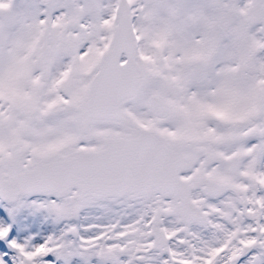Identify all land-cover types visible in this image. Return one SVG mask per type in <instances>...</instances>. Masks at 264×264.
Returning <instances> with one entry per match:
<instances>
[{"label": "snow or ice", "instance_id": "snow-or-ice-1", "mask_svg": "<svg viewBox=\"0 0 264 264\" xmlns=\"http://www.w3.org/2000/svg\"><path fill=\"white\" fill-rule=\"evenodd\" d=\"M0 264H264V0H0Z\"/></svg>", "mask_w": 264, "mask_h": 264}]
</instances>
